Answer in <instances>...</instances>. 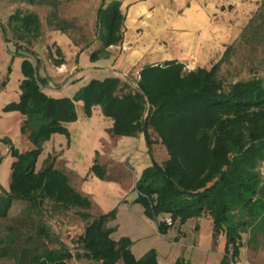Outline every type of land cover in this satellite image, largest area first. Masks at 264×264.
<instances>
[{"label": "trees", "instance_id": "obj_1", "mask_svg": "<svg viewBox=\"0 0 264 264\" xmlns=\"http://www.w3.org/2000/svg\"><path fill=\"white\" fill-rule=\"evenodd\" d=\"M44 1L53 8L49 25L67 33L71 22L58 16V0ZM119 6V0L97 6L96 36L101 46L91 51L92 57L122 42L124 14ZM40 25L37 13L20 7L11 12L6 25H0L4 38L13 40L23 56L24 74L18 99L4 108L21 112L22 130L32 143L29 149L12 148L15 158L10 186L0 190V218L8 215L14 201L23 200L28 203L32 222L17 233L10 226L0 237V259L12 257L14 261L7 264H68L73 256L84 255L98 264H156L155 250L137 257L129 238L110 236L111 227L105 220L111 211L86 223L78 236L82 250L73 253L42 219L46 200L57 208H76L83 216L88 214L90 201L71 185L62 168L54 166V158L49 155L40 169L34 168L51 134H69L64 122L77 117L74 101L81 100L87 114L93 105L102 109L111 120V133H141L150 152L158 143L167 149L168 156L159 162L152 158L135 185L136 200L145 212L161 217L159 231L165 232L189 217L206 216L212 220L213 241L220 235L224 238L220 264H235L244 243H256L264 235V195L258 191L264 182V78L255 75L226 81L220 75L234 48L230 42L209 67L186 70L185 63L170 58L144 64L137 80L116 75L92 77L71 97H55L45 91V77L39 75L32 59L30 45L41 35ZM250 27V22L244 25L238 37L245 39ZM56 48L61 56L55 57L54 63L59 64L64 56L60 47ZM26 231L30 233L25 244L16 249ZM55 242L58 245H51ZM171 264L186 263L177 258Z\"/></svg>", "mask_w": 264, "mask_h": 264}, {"label": "rangeland", "instance_id": "obj_2", "mask_svg": "<svg viewBox=\"0 0 264 264\" xmlns=\"http://www.w3.org/2000/svg\"><path fill=\"white\" fill-rule=\"evenodd\" d=\"M262 1L221 0L222 10L226 11L230 17L240 20L238 26H241V30L244 28L242 24L245 19H247L245 25L249 22L251 25L246 31L245 39L238 37L232 41L234 48L220 71V75L226 81L255 75L264 78V5ZM103 2L108 1L58 0L56 7L58 16L71 22L66 33L58 32V28L49 25L48 17L53 8L44 0H37L35 3L26 0H0V25H6L8 16L16 7L30 9L39 16L42 33L30 45L34 51L33 62L37 65L41 77L49 78L53 82L60 80L61 83L66 82L65 85H70L56 91L45 87V91L50 95L71 97L89 80L77 81L79 76L88 75L93 70L110 72L116 68L110 66L114 56L109 57L102 53L95 57L91 56V51L99 47L95 24L96 8ZM218 2L220 0L215 3L217 8L221 5ZM68 38L69 42L66 41ZM74 44L77 45L75 54L71 51ZM56 46L60 47L66 58V71L55 70L52 65L54 58L61 56ZM19 51L25 53L23 49ZM22 59L23 56L17 52L14 41L4 38L0 27V190L8 189L10 186L11 163L15 158L11 152L12 148L25 150L31 145V141L27 140V132L22 130L21 112L4 108L6 103L18 99L19 82L24 77L21 69ZM75 61L79 69L73 74V71L69 72V69ZM191 67L195 66L190 63L185 65L186 70ZM105 72L99 74L103 76ZM115 72L112 76L116 75ZM116 76L121 78L120 74ZM130 78L137 80L138 77L134 78L130 74ZM74 106L77 117L70 122H64L69 134L66 135L64 132L51 134L45 141L34 168L40 169L49 155L54 158V166L62 168L71 185L90 201L87 208L88 214L83 216L76 208L60 209L55 207L51 200H46L42 207L44 215L42 219L45 225H50L53 233L73 253L77 249L82 250L79 247L78 236L83 233L86 223L98 215L111 211L105 220L111 227L110 236L115 239L129 238L130 249L135 255L142 256L150 249L155 250L156 254L166 252L168 243L165 235L159 231L161 217L155 218L146 213L141 202L135 198V201L144 208L141 211L136 208L137 205L132 200L135 194L138 195L135 185L143 170L144 161L150 165L152 158L157 162L165 159L168 156L167 149L158 143L150 152L145 137L140 133L129 135L111 133L109 129L112 123L98 105H93L89 114L83 110L81 100H75ZM148 165L146 163V166ZM261 170H264V163ZM8 212L6 217L0 218V237H4L10 231V226L17 233L19 228L32 222L26 201H14ZM29 233L26 231L20 235L19 241L15 244L16 249L19 245L25 244ZM51 245H58V242ZM245 256L250 264H264L263 234L259 236L256 243H244L239 254L242 262H245ZM13 261L12 257H5L0 259V264ZM68 264L98 263L82 255L73 256L68 260ZM117 264L122 263L119 261Z\"/></svg>", "mask_w": 264, "mask_h": 264}, {"label": "crops", "instance_id": "obj_3", "mask_svg": "<svg viewBox=\"0 0 264 264\" xmlns=\"http://www.w3.org/2000/svg\"><path fill=\"white\" fill-rule=\"evenodd\" d=\"M216 1L219 0H119V8L124 14V38L122 42L109 45L102 52L106 56H114L110 66L116 68L110 72L93 70L88 75L79 76L77 81L85 82V79L92 77L101 78L112 75L114 71L127 80L131 79L130 74L134 78L138 77L144 64H155L170 58H175L185 65L190 63L195 66L193 68L211 66L225 51L226 44L236 39L241 30V26H238L240 20L230 17L222 10L221 0L218 2L221 5L217 8ZM246 21L247 19L241 24L245 25ZM58 32L62 31L58 29ZM69 40L68 38L66 41ZM122 43H127L124 50L121 49ZM98 44L100 47V40ZM76 47L74 44L71 50L74 54ZM65 59L59 64L53 62L55 70L66 71ZM78 69V63L75 61L71 64L69 72L73 71L74 74ZM103 72V76L99 74ZM60 83V80L53 82L45 78L44 88L50 87V90L56 91L70 86L65 85L66 82H62V85ZM146 163L148 165V162L144 161L142 169ZM136 196L137 194L132 201H135ZM135 205L141 211L144 210L139 202L135 201ZM162 234L166 237L168 250L157 253L156 264H171L177 258L183 259L186 264H220L224 238L220 235L213 241L210 218L189 217L184 223L169 227ZM244 261L239 258L235 264H250L246 256Z\"/></svg>", "mask_w": 264, "mask_h": 264}, {"label": "built area", "instance_id": "obj_4", "mask_svg": "<svg viewBox=\"0 0 264 264\" xmlns=\"http://www.w3.org/2000/svg\"><path fill=\"white\" fill-rule=\"evenodd\" d=\"M127 47V43H122L121 48L124 50ZM116 75H119L117 72H115ZM165 220L167 221L168 224H172L173 220H171L170 216H166Z\"/></svg>", "mask_w": 264, "mask_h": 264}, {"label": "water", "instance_id": "obj_5", "mask_svg": "<svg viewBox=\"0 0 264 264\" xmlns=\"http://www.w3.org/2000/svg\"><path fill=\"white\" fill-rule=\"evenodd\" d=\"M259 194L261 195H264V182H262L260 185H259Z\"/></svg>", "mask_w": 264, "mask_h": 264}]
</instances>
